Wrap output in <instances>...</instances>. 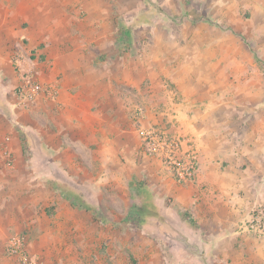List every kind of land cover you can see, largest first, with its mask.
<instances>
[{
	"label": "rangeland",
	"instance_id": "rangeland-1",
	"mask_svg": "<svg viewBox=\"0 0 264 264\" xmlns=\"http://www.w3.org/2000/svg\"><path fill=\"white\" fill-rule=\"evenodd\" d=\"M151 1L0 0V167L26 169L30 181L28 191L18 180L0 188V264H18L6 251L14 236L35 264H264V235L243 223L247 240L218 248L200 238V125L236 132L264 117L255 105L264 16L244 5L230 20L215 0ZM145 10L151 23L132 26ZM28 80L41 86L30 100L19 93ZM147 127L195 140L192 185L145 152L138 131ZM7 136L23 142L18 164ZM132 177L149 186L164 225L130 220Z\"/></svg>",
	"mask_w": 264,
	"mask_h": 264
},
{
	"label": "crops",
	"instance_id": "crops-1",
	"mask_svg": "<svg viewBox=\"0 0 264 264\" xmlns=\"http://www.w3.org/2000/svg\"><path fill=\"white\" fill-rule=\"evenodd\" d=\"M248 2L215 0V8H219V12L224 8L223 15L227 13L226 17L230 20L233 17L240 19L244 5V13L247 11L252 16H264V0ZM246 90L252 93L250 88L246 87ZM255 105L258 111L263 112L264 99L261 98ZM248 113H252V110L249 109ZM217 125H220L218 133ZM238 125L235 127L236 132L235 129L223 131L226 127L231 130L228 123H214L210 127L203 121L200 125V238L217 241L218 248L223 240H236L239 237L240 240H247L249 236L237 233L239 225L246 222L254 208L264 207V117L255 125L252 120L242 121ZM10 140V148L18 164L22 159L21 141L14 136ZM113 144L122 153L127 151L126 140L117 137ZM28 176L26 169L0 167V188L5 183L12 187L18 180L21 184H17L16 188L25 187L28 191Z\"/></svg>",
	"mask_w": 264,
	"mask_h": 264
},
{
	"label": "built area",
	"instance_id": "built-area-1",
	"mask_svg": "<svg viewBox=\"0 0 264 264\" xmlns=\"http://www.w3.org/2000/svg\"><path fill=\"white\" fill-rule=\"evenodd\" d=\"M41 91L35 80L24 81L20 95L24 99H33ZM145 152L157 156L177 182L191 184L195 180L198 151L195 140L188 136L173 135L165 129L147 127L138 131ZM245 231L264 235V209L256 210L243 223ZM7 253L18 264H35L26 256L24 241L18 236L12 237L6 244Z\"/></svg>",
	"mask_w": 264,
	"mask_h": 264
},
{
	"label": "trees",
	"instance_id": "trees-1",
	"mask_svg": "<svg viewBox=\"0 0 264 264\" xmlns=\"http://www.w3.org/2000/svg\"><path fill=\"white\" fill-rule=\"evenodd\" d=\"M144 5L147 6L148 9H151L153 7V3L151 0H142ZM152 14L148 12V10H145L134 18L132 22V26H140L144 24H150ZM122 31L120 35L124 37H128L129 29H123L120 27V30ZM21 136V135H20ZM23 137V136H22ZM21 146L23 148V142H21ZM25 149V148H24ZM23 150V149H22ZM25 153V151H24ZM28 156V155H27ZM131 188L132 191L135 193L133 194L135 199H137V204H134L128 213V216L130 220L137 224L138 226H143L148 224L151 220H156L160 224H165L164 217L160 214L158 207L156 206L154 202V195L153 192H151L149 186L145 183V181L137 179L136 177H132L131 179ZM50 184V183H49ZM48 184V185H49ZM50 186V185H49ZM60 185H51V188L54 191H60L62 196H64L70 203V205L74 208H81L85 212L93 214V209L91 206L87 204H79L76 201V197L69 193H64L59 188ZM189 222H193L192 219H189ZM165 250V249H164ZM165 252V251H164Z\"/></svg>",
	"mask_w": 264,
	"mask_h": 264
}]
</instances>
